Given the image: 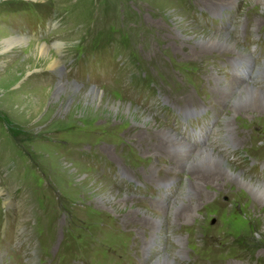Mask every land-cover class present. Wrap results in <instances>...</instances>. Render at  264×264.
<instances>
[{"label": "rangeland", "instance_id": "1", "mask_svg": "<svg viewBox=\"0 0 264 264\" xmlns=\"http://www.w3.org/2000/svg\"><path fill=\"white\" fill-rule=\"evenodd\" d=\"M234 2L0 0V264H264V195L222 171L196 184L162 148V128L231 136L230 167L264 184V106L217 104L255 71L201 46L229 34L264 63V0Z\"/></svg>", "mask_w": 264, "mask_h": 264}, {"label": "bare ground", "instance_id": "2", "mask_svg": "<svg viewBox=\"0 0 264 264\" xmlns=\"http://www.w3.org/2000/svg\"><path fill=\"white\" fill-rule=\"evenodd\" d=\"M234 1L236 2L237 0H234ZM220 39L225 40V43L222 45H216L218 40H220ZM14 40L18 41V42L27 41V40H25L23 38H19V37H16ZM201 46H202V52L203 51L204 52H210V51L216 50L217 52H220V53H233V57H236V60L240 64H245L249 67H252L253 70L255 71L254 72L255 78L254 79L252 78L250 81H248L249 84H245L247 82L243 81V79H242V81H240L238 79L239 82L243 83L242 86L238 87L235 84H230V85L226 84V86L221 87L224 90V94L222 93L223 95H221L220 99H219L220 103H217V104L222 105V104L226 103L228 105V110H230V112H232V114H234V115H238L236 104H237V101L241 98L244 99L245 103H250L251 101H253V102H257L259 105L264 106V90L262 87H261L262 88L261 89L260 86L258 85L260 81H264V63L261 66H253L254 62H253L252 56L254 54L251 56L248 54V52L245 51V49L237 48L235 40L229 34H226L223 37L213 36L212 40H209L207 42L202 41ZM49 68L52 70H56V71L60 72L61 71L60 61H58V60L52 61ZM220 78L217 79V82H219ZM220 81H221V79H220ZM65 90L66 89L63 86L60 89H58V91L56 92V97L59 98V96L61 94H63V92ZM91 92L94 95V97H96V98L103 95V92L100 90L92 89ZM215 97L218 100L217 96H215ZM223 119H226V118H223ZM226 123H229V122H226ZM226 128H227V132L229 133V129L231 128V126L228 124L226 126ZM161 132L164 134L163 136L165 137V139H164L165 143L162 147L164 149V152L165 151H167L165 153L173 152L174 154H177L176 156L179 157L178 161H172V162L170 161L172 163V166L175 168V170H178V171H181L182 169L184 171H188V173L191 174V178L195 183L200 182L202 184H207L210 182L211 184H208L207 186L212 185V183H217V181L219 179H218V176L215 177L214 173L218 172V171H222V172H225L224 176L226 178L234 177L235 179H237L240 182L241 185L249 188L251 191H253L257 194L264 195V184H261L258 182L253 183V182H251V180L246 178L245 174H243L242 172H237V170H234V168H231L227 162L226 152L224 154L221 153V151H222V150H220L221 148H225V149L228 148L226 150L223 149L225 151H228L230 147L232 148V147H236V145H238V143L233 141V139L231 138V136L227 132H226L227 133L226 136L227 137L230 136L229 140L231 141V144H227L226 141H223V138L225 136L222 135L219 138H217V137L213 138V142L211 143V146L208 144V146L205 145L202 147L188 143L189 141L186 140L185 137H180L174 131L166 130L165 128H162ZM237 141H239V140H237ZM141 142H143L145 145L149 146L148 150L150 149L149 139L141 138ZM150 153H153L155 155L158 153V151L155 148H153V150L150 151ZM216 162L222 163L224 167L222 165H218V167H216L215 166ZM205 168L206 169L209 168L208 169L209 172L213 173L214 176H210V178L207 176V174H206V176L204 174L205 177L202 176L200 173L201 172L200 170L205 171ZM196 184H198V183H196ZM191 189H193V188L190 185H187L188 192H189V190L191 191ZM178 201L177 200L175 202L172 201L173 202L172 203V202H169V200L161 199V200H159V204L162 205V204L166 203V205H168V203H170V204L172 203V210H177V209L181 208V206L183 205V202H181V201L178 202ZM191 220H192L191 213L190 212L185 213L183 211L179 215V217L176 218L175 223H180L182 221L187 223V222H190ZM153 226H154V224H153ZM155 227L159 230H164V225H161V224L155 225ZM155 239H156V244H157V242L160 240V235H158V232H157V235H155V238L151 240L150 247H152L153 245H156ZM180 244H182V243L180 242ZM183 251L184 250H182V252L179 253V256H181V258H183V254H184ZM165 257H167V256L164 254V256L160 257L156 261L155 264L159 263L161 261V259H163V258L166 259L164 264H171V262H173L170 260L171 258H169V257L165 258Z\"/></svg>", "mask_w": 264, "mask_h": 264}, {"label": "flooded vegetation", "instance_id": "3", "mask_svg": "<svg viewBox=\"0 0 264 264\" xmlns=\"http://www.w3.org/2000/svg\"><path fill=\"white\" fill-rule=\"evenodd\" d=\"M43 31V30H42ZM38 35H39V32H38ZM43 35H47V33H43ZM61 73H59L58 74V76H62L63 74H62V71H60ZM63 72H64V70H63ZM62 74V75H61ZM76 74H77V71H76ZM69 80L70 81H72V82H74V83H76V84H78L79 83V81L76 79V77H74V76H72L71 78L69 77ZM79 85V84H78ZM57 136H58V134H56ZM57 142H59V138H58V140H56V142L55 143H57ZM60 144H62V142H59Z\"/></svg>", "mask_w": 264, "mask_h": 264}, {"label": "crops", "instance_id": "4", "mask_svg": "<svg viewBox=\"0 0 264 264\" xmlns=\"http://www.w3.org/2000/svg\"><path fill=\"white\" fill-rule=\"evenodd\" d=\"M25 38V37H24Z\"/></svg>", "mask_w": 264, "mask_h": 264}]
</instances>
